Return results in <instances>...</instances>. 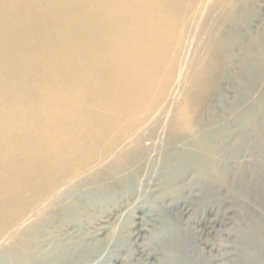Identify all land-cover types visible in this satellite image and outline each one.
Listing matches in <instances>:
<instances>
[{"label": "rangeland", "instance_id": "374dc122", "mask_svg": "<svg viewBox=\"0 0 264 264\" xmlns=\"http://www.w3.org/2000/svg\"><path fill=\"white\" fill-rule=\"evenodd\" d=\"M209 1L0 0V264H264V0Z\"/></svg>", "mask_w": 264, "mask_h": 264}, {"label": "bare ground", "instance_id": "6f19581e", "mask_svg": "<svg viewBox=\"0 0 264 264\" xmlns=\"http://www.w3.org/2000/svg\"><path fill=\"white\" fill-rule=\"evenodd\" d=\"M101 1V0H100ZM170 1L171 0H165V2L163 3V6H164V8H166V7H169V4H170ZM209 1V0H208ZM211 1V0H210ZM209 1V2H210ZM107 2V1H106ZM206 2L207 1H205V6H207L206 5ZM208 2V3H209ZM230 2V1H229ZM211 3V2H210ZM208 4V5H212V4ZM214 3V2H213ZM108 4H109V2H108ZM223 5V4H222ZM110 6V5H109ZM214 6H215V4H214ZM200 7H202V5L200 6ZM23 8V7H22ZM146 8V7H145ZM207 7H205V9H206ZM215 8V7H214ZM223 8V7H222ZM221 8V9H222ZM204 9V10H205ZM218 9H219V7H218ZM21 10V9H20ZM203 10V11H204ZM207 10H208V8H207ZM209 11V10H208ZM207 11V12H208ZM103 12V11H102ZM143 12V11H142ZM205 13H204V15L206 14V11H204ZM69 13V12H68ZM210 13V12H209ZM209 13H207V14H209ZM201 14H202V12H201ZM77 15H78V13H77ZM141 15V14H140ZM217 15V14H216ZM147 16H148V14H147ZM206 16V15H205ZM205 16H203V17H205ZM83 17V16H82ZM145 17V16H144ZM208 17H209V15H208ZM207 17V18H208ZM211 17H212V15H211ZM229 17V16H228ZM31 18V17H30ZM37 18V17H36ZM184 18V17H183ZM231 18V17H230ZM81 19V18H80ZM124 19V18H123ZM126 19V18H125ZM145 19V18H144ZM203 19H205V18H203ZM73 20V19H72ZM147 20V19H146ZM207 20V19H206ZM53 21V20H52ZM202 21V20H201ZM218 21V20H217ZM144 22V21H143ZM219 22V21H218ZM217 22V23H218ZM38 23V22H37ZM184 23V22H183ZM197 23V22H196ZM201 23H203V22H201ZM185 24V23H184ZM199 24V23H198ZM205 24V23H204ZM214 24V23H213ZM3 25V23L1 24V26ZM145 25V24H144ZM231 25H232V23H231ZM189 26V25H188ZM198 26V25H197ZM207 26V25H206ZM190 27H194V26H192V25H190ZM211 27V26H210ZM220 27V26H219ZM218 27V28H219ZM232 27V26H231ZM39 28V27H38ZM212 28V27H211ZM96 29H98L97 27H96ZM143 29L145 30V28L143 27ZM191 29V28H190ZM230 29V28H229ZM233 29V28H232ZM232 29H231V31H232ZM139 30V29H138ZM143 30V31H144ZM185 30H187L186 28H185ZM195 30V29H194ZM193 30V31H194ZM209 31V30H208ZM233 31H235V30H233ZM232 31V32H233ZM237 31V30H236ZM12 32H13V30H12ZM147 32H149V31H147ZM195 32H197V30L195 31ZM211 32V31H210ZM219 32V31H218ZM26 33V32H25ZM141 33V32H140ZM139 33V34H140ZM143 33V32H142ZM145 33V32H144ZM185 33V32H184ZM207 33V32H206ZM214 33V32H213ZM146 35V34H145ZM220 35V34H219ZM223 35V34H222ZM135 36V35H134ZM169 36V35H168ZM170 37V36H169ZM144 38H145V36H144ZM132 39V38H131ZM174 39V38H173ZM170 41V40H169ZM216 41V40H215ZM241 41V40H240ZM115 42V41H114ZM207 42H209V41H207ZM252 42V41H251ZM121 43V42H120ZM139 44V43H138ZM149 44V43H148ZM189 44V43H188ZM258 44V43H257ZM187 45V44H186ZM171 46V45H170ZM175 46V45H174ZM214 46V45H213ZM249 46V45H248ZM133 47V46H132ZM124 48V47H123ZM127 48V47H126ZM191 48V47H190ZM189 48V49H190ZM129 49V48H128ZM135 50V49H134ZM247 50V49H246ZM249 50V49H248ZM127 51V50H126ZM157 51V50H156ZM201 51V50H200ZM129 52V51H128ZM142 52V51H141ZM158 52V51H157ZM177 52V51H176ZM198 52V51H197ZM264 51L262 52V54H261V56L260 57H255V58H253L252 60H250V61H252L253 63H255L256 65H262V66H264ZM93 54V53H92ZM188 54H189V50H187L186 51V57L184 58V60L183 59H181L180 57V60L182 61V62H179V68H178V72H177V76H176V89H178V91H180V92H183L184 91V87L186 86V84H188V82H189V80L190 79H192L195 75H196V73H197V71H198V69L197 68H195L194 66H195V64L193 63V62H190V61H188L187 60V56H188ZM180 55V54H179ZM165 56V55H164ZM230 56V55H229ZM246 56V55H245ZM166 57V56H165ZM195 57V56H194ZM254 57V56H253ZM207 58V59H206ZM206 62L205 63H203V64H201L202 66L201 67H203L202 68V73H209L210 71H209V69L212 67V65H218V67H220L219 65H225L226 64V62H227V59H228V54H227V51H226V49H225V47H224V45H223V43L221 42V43H218V44H215V47H214V49H210L209 51H207V56H206ZM122 59V58H121ZM120 59V60H121ZM141 59V58H140ZM156 59H158V58H156ZM93 60V59H92ZM95 60V59H94ZM123 60V59H122ZM131 61V60H130ZM140 61V60H139ZM166 61H168V60H166ZM142 62V61H141ZM157 62V61H156ZM166 63V62H165ZM123 64V63H122ZM200 65V64H199ZM114 66V65H113ZM112 67V66H111ZM197 67V66H196ZM50 68V67H49ZM141 68V67H140ZM114 69V68H113ZM146 69V68H145ZM163 69V68H162ZM123 70V69H122ZM222 70V69H221ZM141 71V70H140ZM156 71V70H155ZM215 71V70H214ZM225 71V70H224ZM107 72V71H106ZM128 72V71H127ZM154 72V71H153ZM84 73V72H83ZM147 73H149V72H147ZM155 73V72H154ZM162 73V72H161ZM122 75V74H121ZM227 75V74H226ZM106 76V75H105ZM221 76V75H220ZM214 77V76H213ZM222 77V76H221ZM224 77V76H223ZM256 77V76H255ZM41 78V77H40ZM45 78V77H44ZM45 80V79H44ZM215 80V79H214ZM8 81V80H7ZM31 81V80H30ZM163 81V80H162ZM45 82V81H44ZM107 82V81H106ZM165 82V81H164ZM193 82V81H192ZM254 82V81H253ZM256 83V82H255ZM190 84V83H189ZM254 84V83H253ZM107 86V85H106ZM191 86V85H190ZM248 86V85H247ZM108 87V86H107ZM255 87V86H254ZM80 88V87H79ZM93 88V87H92ZM188 88V87H187ZM189 89V88H188ZM243 90V89H242ZM64 92V91H63ZM95 93V92H94ZM177 93V92H176ZM184 93V92H183ZM179 94H181V93H179ZM63 96H65V95H63ZM74 96V95H73ZM179 96V95H178ZM251 96V95H250ZM67 97V96H66ZM32 98H34L33 96H32ZM97 99V98H96ZM99 100V99H98ZM24 101V100H23ZM96 101V100H95ZM254 101V100H253ZM79 102V101H78ZM107 102V101H106ZM48 104V103H47ZM82 106V105H81ZM172 106H174L173 105V98H172V95H170L167 99H165V101L162 103V107H161V113H160V115H159V117L160 116H162L163 114H165V117L167 118V116L170 114V108L172 107ZM55 107V106H54ZM59 108V107H58ZM235 108H237V107H235ZM246 109V108H245ZM256 109V108H255ZM255 109L253 108V107H249L240 117H238L237 118V127L239 128V129H243V128H252V125H253V123H254V119H255ZM107 110V109H106ZM172 112V111H171ZM61 115V114H60ZM93 115V114H92ZM235 115V114H234ZM120 116V115H119ZM96 117V116H95ZM235 117V116H234ZM72 118V117H71ZM121 118V117H120ZM172 118H173V116H172ZM236 118V117H235ZM148 120H149V118H147ZM153 119V118H152ZM235 121V120H234ZM113 124V123H112ZM153 124V123H152ZM202 125V124H201ZM62 126V125H61ZM162 126V125H161ZM166 127V126H165ZM204 127V126H203ZM63 128V127H62ZM145 128V127H144ZM147 128V127H146ZM167 128V127H166ZM234 128V127H233ZM147 129H149V128H147ZM155 129V128H154ZM168 129V128H167ZM51 130V129H50ZM71 130V129H70ZM102 130V129H101ZM145 130V129H144ZM166 130V129H165ZM164 130V131H165ZM245 130V129H244ZM156 131H157V129H156ZM249 131V130H248ZM145 132V131H144ZM63 133V132H62ZM156 133V132H155ZM161 133V132H160ZM163 133V132H162ZM240 133V132H239ZM243 133V132H242ZM250 133V132H249ZM139 134V133H138ZM145 134V133H144ZM201 134V133H200ZM208 134H211V133H209L208 132ZM213 134V133H212ZM231 134V133H230ZM197 135V134H196ZM221 135V134H220ZM179 135H177V132L176 131H174V132H171V137L172 138H176V137H178ZM213 136V135H212ZM159 137V136H158ZM137 138V137H136ZM166 139V138H165ZM193 139V138H192ZM170 140V139H169ZM169 140H167V142L169 141ZM195 141H194V144H195V150H194V152H191V153H189V152H187L188 154H186L185 155V157H184V159H183V163L184 164H186V165H193V166H196V169H197V172L199 173V175H202V176H208V175H210V172H212L213 173V176H216V178L217 179H219V180H222V176H221V174L220 173H216V172H213V170H212V164H211V161H212V158H214L215 156H217L218 155V147L215 145V144H213L212 143V141H211V139H209V138H207V137H205L203 134H201V135H199L196 139H194ZM135 141V140H134ZM166 141V140H165ZM184 141V140H183ZM217 142V141H216ZM132 143V142H131ZM133 143H135V142H133ZM219 143V142H218ZM142 144V143H141ZM193 144V145H194ZM136 145V144H135ZM150 145V144H149ZM191 145V144H190ZM219 145H221L220 143H219ZM137 146V145H136ZM139 146V145H138ZM129 147V146H128ZM192 147V146H191ZM130 148V147H129ZM128 148V149H129ZM132 148V147H131ZM151 149V148H150ZM140 155V154H139ZM124 156V155H123ZM133 157H134V155H132ZM121 157H122V155H121ZM114 158V157H113ZM123 158V157H122ZM216 158V157H215ZM129 160V159H128ZM140 160V159H139ZM138 160V161H139ZM62 161V160H61ZM108 161V160H107ZM130 165V164H129ZM4 166V165H3ZM134 166H137V165H134ZM127 167V166H126ZM187 167V166H186ZM192 167V166H191ZM216 167V166H215ZM104 168V167H103ZM128 168V167H127ZM112 169V168H111ZM124 169V168H123ZM126 169V168H125ZM129 169V168H128ZM195 169V170H196ZM88 170H90V168L88 169ZM217 170H218V168H217ZM216 171V170H215ZM88 174V173H87ZM1 175V174H0ZM2 176H3V174H2ZM82 175H80V177H81ZM84 176V175H83ZM9 177V176H8ZM8 177L7 178H5V179H7V181H9V179H8ZM77 177H79V176H77ZM214 178V177H213ZM80 179V178H79ZM22 181V180H21ZM6 182V181H5ZM5 182H3V183H5ZM71 182V181H70ZM9 183V182H8ZM75 183V182H74ZM6 185V184H5ZM26 185V184H25ZM0 186H2V185H0ZM68 186V185H67ZM34 187V186H33ZM8 188V187H7ZM7 188L5 189V190H7ZM67 188V187H66ZM62 191V190H61ZM49 192V191H48ZM60 191H57L56 192V194L58 195V193H59ZM60 194V193H59ZM23 195V194H22ZM63 195V194H62ZM21 196V195H20ZM62 197V196H61ZM50 199H52V198H50ZM49 204V201H48V199H47V197H44V199H43V201H41V203L31 212V215H35V214H37L38 212H41V211H43L44 210V208L47 206ZM23 205V204H22ZM7 207V206H6ZM21 207V206H20ZM24 207V206H23ZM30 207V206H29ZM7 209V208H6ZM8 210V209H7ZM11 211V210H10ZM18 211V210H17ZM13 212V211H12ZM44 212V211H43ZM24 213V212H23ZM30 214V213H29ZM2 215V214H1ZM22 215V214H21ZM23 216V215H22ZM25 216V215H24ZM25 219V218H24ZM26 221V220H25ZM31 221V220H30ZM41 221H43V220H41ZM8 222V221H7ZM19 223V222H18ZM36 223V222H35ZM14 224V223H13ZM17 224V223H16ZM33 224V223H32ZM2 225V224H1ZM24 225V224H23ZM23 225H21V226H23ZM37 225V224H36ZM13 226V225H12ZM11 226V227H12ZM8 227V226H7ZM6 228V227H5ZM15 228V227H14ZM13 228V229H14ZM16 228H18V227H16ZM9 229H10V227H9ZM29 229V228H28ZM34 230V229H33ZM21 231V230H20ZM25 231V230H24ZM24 231H23V233H24ZM8 232V229L6 230V232L5 233H7ZM28 232H31V231H28ZM33 232V231H32ZM35 232V231H34ZM33 232V233H34ZM22 233V234H23ZM32 233V234H33ZM11 234V233H10ZM18 234V233H17ZM21 234V233H20ZM5 235V234H4ZM11 235H13V234H11ZM28 235H31V234H28ZM35 235V234H34ZM17 236H19V234L17 235ZM0 237H2V236H0ZM34 237V236H33ZM33 237L32 238H30V239H33ZM15 238V237H14ZM21 239V238H20ZM5 240V239H4ZM8 240H10V239H8ZM13 240V238L11 239V241ZM15 240V239H14ZM14 242V241H13ZM33 244V243H32ZM31 244V245H32ZM16 245V244H15ZM14 246V245H13ZM7 247V246H6ZM33 247H34V245H33ZM9 248V247H8ZM14 248V247H13ZM22 248V247H21ZM18 249V248H17ZM10 251L9 250H6V252L5 253H7V254H9V255H12V254H10L9 253ZM28 253V252H27ZM26 253V254H27ZM30 253V252H29ZM20 254V253H19ZM30 258V255H26V259L28 260Z\"/></svg>", "mask_w": 264, "mask_h": 264}]
</instances>
